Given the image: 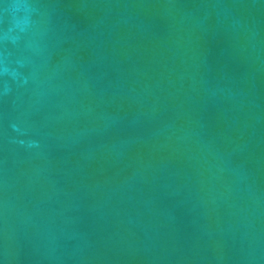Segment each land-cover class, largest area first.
I'll use <instances>...</instances> for the list:
<instances>
[{"label":"water","instance_id":"obj_1","mask_svg":"<svg viewBox=\"0 0 264 264\" xmlns=\"http://www.w3.org/2000/svg\"><path fill=\"white\" fill-rule=\"evenodd\" d=\"M0 264H264V0H0Z\"/></svg>","mask_w":264,"mask_h":264}]
</instances>
